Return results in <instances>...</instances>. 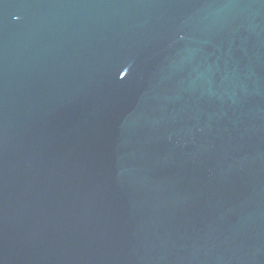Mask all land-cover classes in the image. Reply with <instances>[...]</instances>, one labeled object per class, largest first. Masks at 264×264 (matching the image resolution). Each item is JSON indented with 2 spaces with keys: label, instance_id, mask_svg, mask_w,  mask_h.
I'll list each match as a JSON object with an SVG mask.
<instances>
[{
  "label": "water",
  "instance_id": "1",
  "mask_svg": "<svg viewBox=\"0 0 264 264\" xmlns=\"http://www.w3.org/2000/svg\"><path fill=\"white\" fill-rule=\"evenodd\" d=\"M0 264H264V0H0Z\"/></svg>",
  "mask_w": 264,
  "mask_h": 264
}]
</instances>
